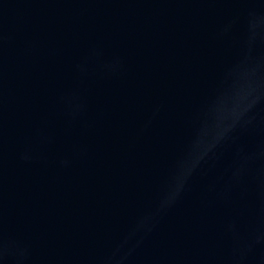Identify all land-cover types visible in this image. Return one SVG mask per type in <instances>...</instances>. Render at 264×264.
I'll list each match as a JSON object with an SVG mask.
<instances>
[{
	"label": "water",
	"instance_id": "water-1",
	"mask_svg": "<svg viewBox=\"0 0 264 264\" xmlns=\"http://www.w3.org/2000/svg\"><path fill=\"white\" fill-rule=\"evenodd\" d=\"M253 68L264 0H0V264H264V100L156 212Z\"/></svg>",
	"mask_w": 264,
	"mask_h": 264
},
{
	"label": "clouds",
	"instance_id": "clouds-1",
	"mask_svg": "<svg viewBox=\"0 0 264 264\" xmlns=\"http://www.w3.org/2000/svg\"><path fill=\"white\" fill-rule=\"evenodd\" d=\"M255 76V68L246 71L241 82L218 97L211 106L207 119L196 131L186 153L176 162L167 188L159 200L157 213L176 202L192 175L233 138L237 128L251 122L252 109L264 100V84L257 82ZM150 222V216L143 217L134 231L149 230Z\"/></svg>",
	"mask_w": 264,
	"mask_h": 264
}]
</instances>
